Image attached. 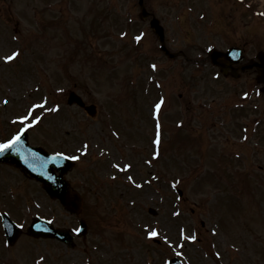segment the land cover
<instances>
[{"label":"rangeland","instance_id":"374dc122","mask_svg":"<svg viewBox=\"0 0 264 264\" xmlns=\"http://www.w3.org/2000/svg\"><path fill=\"white\" fill-rule=\"evenodd\" d=\"M6 1L4 4V0H0V123L4 121L1 128L5 134L12 132L11 123L6 122L12 117L24 116L29 109H39L33 108L34 105L45 104V108L35 114L40 122L27 130L29 140L48 151L79 157L77 169L68 175V180L83 195L86 204L83 213L93 224L90 234L79 240L76 250L66 251L61 245L47 242L46 256L43 261L40 259L41 264H71L72 259L76 264H83L85 257L92 259V253L96 258L109 257L111 262L104 258L98 264H122V260H130L132 264H160L159 257L163 251L169 256L183 253L181 256L190 264L184 255V245H189L186 244L188 240L179 237L182 230L186 235H195L204 244L205 239L216 241L209 246L199 245L197 240L191 244L188 253L195 264L196 259L201 260V264H264V146L254 148L258 161L238 164L239 168H244L245 183L251 175L257 176L252 172L255 167L261 168L255 187L237 191L241 195L239 204L219 194L222 189L221 192L230 197V193L236 191L230 190L233 186L229 181L239 184L241 176L236 175L235 170L231 168L229 172L232 175L228 173V177L223 173L226 171L224 166H230L231 161L227 159L226 165L219 167L207 162L211 154L217 152L229 153L232 158L239 155L244 162L252 155L251 147L242 138H237L240 128L235 126L251 123L248 122L250 117L259 119L264 114V97L254 91L260 88L255 77L248 75L239 82L221 78L215 82L213 75L208 73V84L213 87L206 86L201 76L192 84L191 74H194L196 66L203 67L206 63L189 67L182 59L179 63L167 60L148 25L135 29L138 23L136 7L132 4L134 0ZM178 1L146 0L148 7L165 20L168 43L173 51L185 50L187 58L191 57L194 62L207 59L208 50L223 46L225 41L243 45L249 55H256L257 50L264 51V5L260 0H247L254 9L250 23L245 19L241 21V14L247 11L245 6L214 3L211 14L220 21L221 29L218 25L208 26L210 19L207 18L201 26L208 32L206 36L191 26V22L196 25L195 10L203 0H182L180 9L177 8ZM169 2L171 10L162 7ZM112 3L118 7L122 19L100 17L99 21L108 20L111 24L93 27V33L91 29L86 30L96 20V11ZM226 10L231 14L230 21L239 27L237 32L231 31L228 35L222 31L221 24ZM261 10L262 14L255 15ZM121 31L127 34L124 38L119 35ZM140 31H145L146 36L139 47H135L131 39ZM34 46L39 57L32 58ZM123 47L126 51L122 50ZM119 48L121 52L115 54L114 49ZM15 49L20 56L6 64L2 57ZM100 54L102 58H99ZM140 54L145 60L138 57ZM73 61L78 67L74 71ZM89 61L98 67L96 79H92L86 71L88 68H84ZM150 63H156L157 72L150 70ZM14 75L18 83L13 80ZM152 76L158 83L156 88L147 84ZM142 84H145L146 89H143L148 97H145ZM57 89H61L60 93L56 92ZM159 90L166 98L160 112L164 129L162 139L165 141V137H171L174 140H169L168 145L165 143L168 152L162 149L161 158L153 163L147 150L152 147L153 137L150 111L155 97L160 95ZM204 91L213 103L218 98L217 113L204 101ZM72 92L81 95L87 104L97 105L98 116L95 119L77 106H68L67 100ZM133 92L137 97H133ZM242 93H246L247 99H242ZM143 94L144 100L150 98L151 101L145 100L141 105ZM5 100L8 103L5 104ZM230 102H233L231 106ZM251 104L255 106L253 113L257 109V114L251 112ZM56 106H59L58 112L48 110ZM242 107L249 114H238ZM171 114L176 120H183V127L178 128L170 121ZM262 125L264 121L259 122V133ZM191 126L199 131L204 128L205 135L200 137L206 138V143L203 140L196 143L198 135L181 132L183 129L191 131ZM23 127L25 125L19 124V131ZM173 133L183 143H179ZM85 144L88 145L86 149L82 147ZM191 152L193 156L198 154L196 157L200 160L196 161L203 164L187 163L182 159L190 160ZM169 153L182 159L180 163L172 165L173 161L167 160L171 159ZM149 160L151 164L147 163ZM130 162L133 171H119L113 167L116 163L123 166ZM211 167L213 172H209ZM5 173V180L0 182L3 188L0 195L2 198L7 196V199L2 205L15 220L28 225L33 215L39 213L54 218L60 226L68 225V216L54 202L42 196L38 185L32 182L28 185L22 181V176L9 175V171ZM129 175L135 183L127 179ZM174 182L183 190L180 203L175 187L171 188ZM12 193L14 195L10 197ZM150 208L157 210L156 218L149 215ZM219 220L220 226L217 225ZM153 230L159 235L149 238L148 232ZM146 239H159L163 243ZM38 243L23 233L14 249L0 247V254L5 261L6 258L11 259L14 264H31L33 258L40 256L34 255L42 252L40 247L44 242ZM218 252L219 256L216 255ZM58 254L62 255L61 258Z\"/></svg>","mask_w":264,"mask_h":264},{"label":"snow or ice","instance_id":"6c2138e0","mask_svg":"<svg viewBox=\"0 0 264 264\" xmlns=\"http://www.w3.org/2000/svg\"><path fill=\"white\" fill-rule=\"evenodd\" d=\"M121 35H127L126 33H122ZM143 33L140 35H137L135 37V40L137 43H140V41L143 39ZM20 56V52L17 51H13L10 55H4L2 57L3 61L5 63H10L14 60H16L18 57ZM151 68L153 70L157 69V65L155 63H153L151 65ZM4 103H8L7 100L4 101ZM164 104L163 99H161L158 103L155 104V113H156V117H157V131H156V135H155V145L157 146L156 151L154 152V157L156 159H159L160 157V151H159V146L162 142V138H161V125L159 124V113L161 110L162 105ZM33 108H39V109H44L45 108V104H37L34 105ZM49 111H59V106H56L55 108H49ZM40 122V118L37 116L33 115V109H29V111L22 117H19V123L25 125V127H23L20 131H18L16 133L15 136H13L10 140L4 142V143H0V154H3L9 150H15V151H19L20 147L22 146V136L24 134V132H26L29 128L34 127L35 124H38ZM117 136L119 135V133L116 134ZM244 139H247V137H244ZM84 149H86L88 147V145H83L82 146ZM58 155H63V153H59ZM68 159H73V160H78L79 157L78 156H70L67 157ZM147 163L151 164L152 161L149 160L147 161ZM114 168H116L119 171H128L132 168L131 164H126V165H121L120 163H116L113 165ZM115 179V177H113ZM128 180L132 181L133 183H135L133 177L131 175H129L127 177ZM138 187H142V185H137ZM177 183L174 182L172 184V187H176ZM176 215H179V213H175ZM76 231H79V229H76ZM215 232V230H213ZM159 235L158 231H149L148 232V237L149 238H153V237H157ZM181 236L186 239V240H190L192 242H195L197 240V237L195 235H186L183 230L181 231ZM165 240H167V237H165ZM179 247L183 248V245H179ZM180 255H183V253H180ZM217 256L220 255V253H216ZM41 260H43V257H41Z\"/></svg>","mask_w":264,"mask_h":264},{"label":"water","instance_id":"95a60500","mask_svg":"<svg viewBox=\"0 0 264 264\" xmlns=\"http://www.w3.org/2000/svg\"><path fill=\"white\" fill-rule=\"evenodd\" d=\"M24 147H25V144L24 142H22L21 148H24ZM32 161H33L32 162L33 164H30V167L28 168L32 176L42 181L49 192H51L54 196L56 195L59 196L61 199H63L65 203L66 201L63 198L65 189L62 187L61 189H58L60 188L61 185L55 182L53 178L54 170L60 169L62 168V166L57 163L50 162L51 159L41 154H35ZM59 182L62 183L60 179H59ZM52 185L58 186V188H55ZM76 208H78V206H76Z\"/></svg>","mask_w":264,"mask_h":264}]
</instances>
